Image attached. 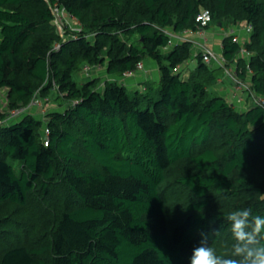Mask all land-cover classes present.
Masks as SVG:
<instances>
[{
	"label": "trees",
	"instance_id": "trees-1",
	"mask_svg": "<svg viewBox=\"0 0 264 264\" xmlns=\"http://www.w3.org/2000/svg\"><path fill=\"white\" fill-rule=\"evenodd\" d=\"M54 4L82 23L75 37L57 32ZM205 9L207 29L253 25L252 56L238 63L264 95V0H0V87L12 109L55 86L62 104L44 119L32 110L0 123V264H190L201 233L230 254L231 211L264 215V108L243 110L213 90L223 68L160 30L196 29ZM222 43L236 60L240 44ZM151 63L158 80L137 83ZM103 65L102 88L92 70L77 81ZM176 167L185 213L156 229Z\"/></svg>",
	"mask_w": 264,
	"mask_h": 264
},
{
	"label": "built area",
	"instance_id": "built-area-1",
	"mask_svg": "<svg viewBox=\"0 0 264 264\" xmlns=\"http://www.w3.org/2000/svg\"><path fill=\"white\" fill-rule=\"evenodd\" d=\"M54 18L53 23L56 26L57 32L63 38V40L71 38L64 34L66 33L67 28L76 30L77 34L82 30L81 22L73 14H71L65 7L58 4L51 6ZM212 19L211 11L209 9L202 10L196 16L197 28L196 29H183L181 31H175L170 27L160 28L164 33L169 35V45H173L176 42H189L192 44V48L195 51V54H199L202 57L203 62H205L210 67L223 68L224 76L230 79L234 87L240 91V96L237 98V103L248 105L254 103L264 108V95L259 93L253 84L252 81V69L250 64L247 63L246 75L241 76L242 67L239 65V59L250 60L252 56V51L247 47L246 43L250 39V35L253 31V25L247 24L242 25L240 28L237 25L230 27V31L227 33L224 31L223 38L226 36H231L233 40L240 44V50L237 54L236 60H229L223 54V43L219 46H212L208 43V38L205 35L206 29L210 25ZM74 23L72 26L71 23ZM66 28V29H65ZM76 35H74L75 37ZM168 45V46H169ZM55 49L60 48V43L57 42ZM238 63V64H237ZM143 62L138 63V67L143 69ZM181 65H177L176 69H180ZM84 70L87 74L92 70L91 66H85ZM136 71L129 70L123 73L122 78L120 79L121 83H124L129 77L135 76ZM244 95V97H241ZM39 100L34 96L31 102L27 105L21 106L19 108H14L10 110L11 119L21 116L25 112H31L39 106ZM237 106V105H236ZM243 107V106H242ZM248 107V106H247ZM33 112V111H32ZM7 122L6 121H1ZM49 133V129L45 128V134Z\"/></svg>",
	"mask_w": 264,
	"mask_h": 264
},
{
	"label": "rangeland",
	"instance_id": "rangeland-1",
	"mask_svg": "<svg viewBox=\"0 0 264 264\" xmlns=\"http://www.w3.org/2000/svg\"><path fill=\"white\" fill-rule=\"evenodd\" d=\"M74 23L77 26L76 22H72L71 25L73 26ZM238 26L241 28L242 24H239ZM81 27H82V23H81ZM212 28L216 29V28H220V27L218 25L212 24L209 29H206L205 35L208 38V43L211 44L212 46H214V45L218 44V38L214 37L213 33H210L211 32L210 30H212ZM225 30L228 33L230 31V27L226 26ZM76 32H77L76 30H73L71 28H67L64 36L66 35L67 38L70 36L74 37V35H77ZM222 33H224V32H222ZM56 44L57 43H55L53 47H56ZM197 66H198V58L191 59L190 61L188 60L183 65V68H182L183 77H187L189 75V73L192 70H194ZM91 69H92L91 76L99 77V86L98 87L102 88L105 80L110 79L109 74L106 72V66L103 65V66L91 67ZM89 74H90V72L87 74V72L83 69L82 73L76 74L75 77L79 83H82L84 81V79H86L88 77ZM150 80H155V79L150 78ZM58 93L59 92H58L57 86L53 87L51 90H46L44 93L42 92L41 89L38 90L35 93V97L39 100L38 101L39 106L33 111L35 113V115L41 117V119H44L46 117L45 115L49 109L62 107L61 101L57 100ZM237 106L244 110L248 106V104L247 105L245 103H244V105L237 104ZM11 109H12V106H11L10 89L8 87H0V114L6 115V118L4 121H6V120L8 121L11 119V116H10V110ZM174 170H175V172L170 170L171 171V173H169L170 178H169V180H167L166 187H165V189H167V190L169 189V192H168L169 197L167 198V200H168V203L170 204V208L167 211V214H165L161 217H158L152 221L153 226L156 229L169 230L174 225L175 220H179L180 218H182V216L185 213V209L183 208V206L185 205L186 201H188V195L186 194V191L182 187L175 186L176 185L175 173L180 171V169H178V167H176V168H174ZM181 171H183V170H181ZM213 249L217 252L218 255H221V256H225L228 253V251L225 250V248L223 249V247L221 248L220 246L213 248Z\"/></svg>",
	"mask_w": 264,
	"mask_h": 264
},
{
	"label": "clouds",
	"instance_id": "clouds-1",
	"mask_svg": "<svg viewBox=\"0 0 264 264\" xmlns=\"http://www.w3.org/2000/svg\"><path fill=\"white\" fill-rule=\"evenodd\" d=\"M223 219L228 221L233 238L230 254L218 255L208 243V235L201 233L190 264H264V215L244 208L231 211Z\"/></svg>",
	"mask_w": 264,
	"mask_h": 264
},
{
	"label": "crops",
	"instance_id": "crops-1",
	"mask_svg": "<svg viewBox=\"0 0 264 264\" xmlns=\"http://www.w3.org/2000/svg\"><path fill=\"white\" fill-rule=\"evenodd\" d=\"M220 28H212V30H210V33L214 34V37L218 38V46L219 44L222 43L223 40V34L222 32L226 31L224 29V27L219 26ZM214 45V46H217ZM192 59H195L194 56ZM218 68V67H216ZM149 77V78H154L155 80L158 79L159 77V69L155 64H149L146 72H141L137 75V83H140V81L142 80V78L144 77ZM139 77V78H138ZM212 89L218 91L221 95L227 97L228 100L232 101L235 105H237V98L238 96H240V91H238L233 83L230 81V79H228L227 77L224 76V73H222L219 78L217 79V83L211 86ZM241 97H244V95H242ZM242 104V103H241ZM248 104V103H247ZM246 104V105H247Z\"/></svg>",
	"mask_w": 264,
	"mask_h": 264
}]
</instances>
